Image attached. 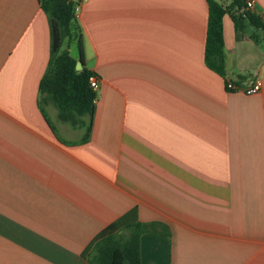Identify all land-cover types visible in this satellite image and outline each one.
<instances>
[{
	"label": "crops",
	"instance_id": "1",
	"mask_svg": "<svg viewBox=\"0 0 264 264\" xmlns=\"http://www.w3.org/2000/svg\"><path fill=\"white\" fill-rule=\"evenodd\" d=\"M225 72L205 63L208 0H81L70 44L99 76L93 126L40 104L51 32L40 0H0V264H90L122 217L142 264H264V30L234 0ZM237 3V0L236 2ZM251 12L264 21V0Z\"/></svg>",
	"mask_w": 264,
	"mask_h": 264
},
{
	"label": "trees",
	"instance_id": "2",
	"mask_svg": "<svg viewBox=\"0 0 264 264\" xmlns=\"http://www.w3.org/2000/svg\"><path fill=\"white\" fill-rule=\"evenodd\" d=\"M241 7V1L237 3ZM81 0H40L47 14L51 32L50 59L39 89L40 104H51L58 112L60 120L74 128L84 129L83 141L87 139L93 126L97 92L90 85L89 78L94 71L85 66L84 49L79 39V55L83 63L81 71L76 70L77 59L70 54L69 47L77 28L76 8ZM228 11L216 0H208V29L205 45V63L213 71L226 75L224 15ZM264 30L260 16L245 10L234 15L239 29H243L242 18ZM147 225L126 217L104 228L84 252L90 264H142L140 237Z\"/></svg>",
	"mask_w": 264,
	"mask_h": 264
},
{
	"label": "built area",
	"instance_id": "3",
	"mask_svg": "<svg viewBox=\"0 0 264 264\" xmlns=\"http://www.w3.org/2000/svg\"><path fill=\"white\" fill-rule=\"evenodd\" d=\"M245 10H253L256 5V0H244ZM80 5L77 6L76 12H78ZM253 80L251 82L242 81L237 77L232 75H225V85L226 89L229 91H237L242 90L246 94H254L258 93L263 89V81L260 74L259 69H255L253 71ZM89 82L91 87L95 92H97L99 87V76L94 72L93 75L90 76Z\"/></svg>",
	"mask_w": 264,
	"mask_h": 264
},
{
	"label": "rangeland",
	"instance_id": "4",
	"mask_svg": "<svg viewBox=\"0 0 264 264\" xmlns=\"http://www.w3.org/2000/svg\"><path fill=\"white\" fill-rule=\"evenodd\" d=\"M78 51H79V49H78V43L77 42H74L73 45H72V54L74 56H77L78 55Z\"/></svg>",
	"mask_w": 264,
	"mask_h": 264
},
{
	"label": "water",
	"instance_id": "5",
	"mask_svg": "<svg viewBox=\"0 0 264 264\" xmlns=\"http://www.w3.org/2000/svg\"><path fill=\"white\" fill-rule=\"evenodd\" d=\"M82 68H83V63H82V61H81V60L77 61V63H76V70H77V71H81Z\"/></svg>",
	"mask_w": 264,
	"mask_h": 264
}]
</instances>
